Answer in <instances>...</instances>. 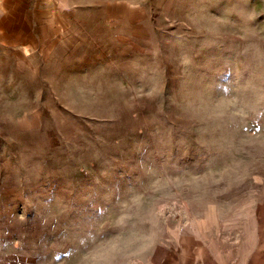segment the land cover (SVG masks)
<instances>
[{
	"label": "rangeland",
	"instance_id": "rangeland-1",
	"mask_svg": "<svg viewBox=\"0 0 264 264\" xmlns=\"http://www.w3.org/2000/svg\"><path fill=\"white\" fill-rule=\"evenodd\" d=\"M0 41V264H175L264 182V0H58Z\"/></svg>",
	"mask_w": 264,
	"mask_h": 264
},
{
	"label": "crops",
	"instance_id": "crops-1",
	"mask_svg": "<svg viewBox=\"0 0 264 264\" xmlns=\"http://www.w3.org/2000/svg\"><path fill=\"white\" fill-rule=\"evenodd\" d=\"M58 0H0L1 37L32 42L38 15L55 10ZM240 198L209 203L187 225L188 243L175 264H264V182H250Z\"/></svg>",
	"mask_w": 264,
	"mask_h": 264
}]
</instances>
